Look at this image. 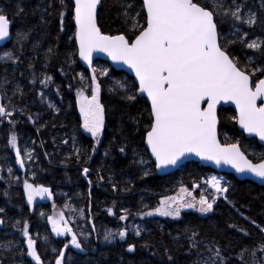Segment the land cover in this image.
I'll list each match as a JSON object with an SVG mask.
<instances>
[{"label":"trees","instance_id":"obj_1","mask_svg":"<svg viewBox=\"0 0 264 264\" xmlns=\"http://www.w3.org/2000/svg\"><path fill=\"white\" fill-rule=\"evenodd\" d=\"M193 2L212 12L220 46L236 65L253 83L264 78V0ZM0 14L11 22L5 48L15 58L0 59L7 113L0 115V264H38L27 254V239L40 264H264V186L197 162L159 176L145 146L150 105L124 71L80 59L72 0H0ZM146 22L141 0H101L103 33L132 41ZM80 93L99 98L103 108L99 141L84 128ZM218 116L222 143H238L253 162L264 159V146L239 131L233 109L220 108ZM213 174L224 178V196L195 189ZM180 187L215 198L214 207L177 219L144 216ZM43 189L52 200L39 196ZM54 210L75 233L73 243L69 234L52 235ZM133 223L140 225L136 234ZM101 228L127 234L101 242ZM87 236L90 247L83 245Z\"/></svg>","mask_w":264,"mask_h":264},{"label":"water","instance_id":"obj_2","mask_svg":"<svg viewBox=\"0 0 264 264\" xmlns=\"http://www.w3.org/2000/svg\"><path fill=\"white\" fill-rule=\"evenodd\" d=\"M141 1L146 27L129 41L101 31V0H72L80 59L105 61L134 79L151 108L145 146L159 176L197 162L264 186V159L253 162L238 143H222L218 133L220 108H231L245 138L264 146V78L253 85L221 48L210 10L193 0ZM10 40L11 22L0 14V48ZM0 115L7 116L1 105ZM41 194L53 198L46 189Z\"/></svg>","mask_w":264,"mask_h":264},{"label":"rangeland","instance_id":"obj_3","mask_svg":"<svg viewBox=\"0 0 264 264\" xmlns=\"http://www.w3.org/2000/svg\"><path fill=\"white\" fill-rule=\"evenodd\" d=\"M0 59L10 62L15 60V58L6 48H0ZM77 97L80 113L84 121V128L89 135H91L95 140L99 141L102 138L101 132L104 124L103 108L100 104L99 98H91L83 93H80ZM11 146L18 158V148L16 146L15 140H13ZM223 184L224 178L220 175L213 174L210 175V178L206 179V186L201 187L199 185H195L194 187L195 189H200V191H206L207 189H210L215 193V197H221L224 196L225 192V187ZM214 200L215 198L209 199L207 195H202L201 197L196 196L194 191H190L185 187H180L175 193L169 194L162 198L158 206L151 211H147L144 216H160L177 219L180 217L183 211L187 210L205 214L210 212L214 207ZM122 220L125 221L126 217H123ZM49 225L53 236L64 237L69 234L71 239L70 243H73L75 239V233L68 231V222L61 211L54 210L52 215L49 217ZM129 229L136 234L140 229V225L138 223H133L129 225ZM126 234L127 230L125 229L118 232L101 228L99 231V238L101 242H112L116 239H124ZM73 245L75 249L80 248V246L77 244ZM83 245L90 247L91 240L89 236L84 238ZM26 247L29 258L33 262L40 264L34 241L27 239ZM57 264H62V262L58 261Z\"/></svg>","mask_w":264,"mask_h":264},{"label":"flooded vegetation","instance_id":"obj_4","mask_svg":"<svg viewBox=\"0 0 264 264\" xmlns=\"http://www.w3.org/2000/svg\"><path fill=\"white\" fill-rule=\"evenodd\" d=\"M94 101H95V99H94Z\"/></svg>","mask_w":264,"mask_h":264}]
</instances>
